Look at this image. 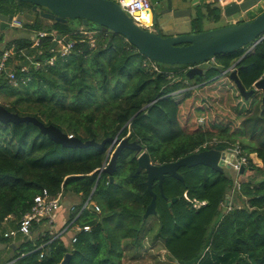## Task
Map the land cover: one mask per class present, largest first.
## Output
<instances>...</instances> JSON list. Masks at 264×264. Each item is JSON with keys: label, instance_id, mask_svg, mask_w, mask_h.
<instances>
[{"label": "trees", "instance_id": "obj_1", "mask_svg": "<svg viewBox=\"0 0 264 264\" xmlns=\"http://www.w3.org/2000/svg\"><path fill=\"white\" fill-rule=\"evenodd\" d=\"M203 4L209 17L220 18V5L211 1ZM30 6L28 1L0 0V12L6 14H17ZM40 19L32 24L47 31L40 39L43 52L39 56L53 54L49 50L53 33L78 29L70 18L44 24ZM201 21L200 14L191 19L192 31L202 30ZM94 25L98 29L94 45L87 35L79 34L68 54H58L52 65L31 67L28 74H22L24 82L19 79L18 85H13L0 77V91L8 100L0 105L65 127L67 134L82 140L105 139L102 146H67L51 139L32 121L0 120V242L13 251L8 258H0V264H61L67 252V264H122L124 242L141 245L140 237L150 229L145 228L143 213L151 194L146 172L137 171L138 151L134 146L139 144L153 162L162 163L204 149L207 145L202 144L212 139L224 146L238 142L248 157L243 172L248 167L258 168L261 177L249 176L235 184L225 169L203 163L180 166L183 180L170 174L163 179L167 198L160 193L157 181L152 185L157 193L153 216L159 219L153 237L180 264H264L262 91L255 89L245 98L228 72L217 75L218 70L210 68L204 75L194 76L197 86L186 88L175 98L173 92L189 84L181 70L183 64L158 62L162 68L156 71L148 64L149 58L122 34L103 30L92 21L84 30H95ZM11 43L27 46L28 52L36 50L29 47L31 39L26 36L14 37L7 45ZM243 53L240 47L217 54L215 59L224 68L239 59L238 76L246 88H251L264 74V36L253 51ZM222 79L229 80L239 96V102L230 107L224 95L216 94L225 85ZM245 101L248 106L243 111L235 108L240 103L243 108ZM199 110L204 112L202 124L195 116ZM235 134L242 135L239 141L232 136ZM113 137L126 141L119 146L111 142ZM108 147L117 150L110 171L106 170L108 163L100 169L108 157ZM44 187L51 194L61 191L66 196H78L76 209L90 196L99 210L85 208L75 219L89 229L69 228L50 239L49 229L33 223L31 235L4 236V229L17 226L33 196ZM226 193L231 195V203L223 210ZM172 197L177 199L168 205ZM76 209L69 211L66 222ZM72 233L75 241L70 240Z\"/></svg>", "mask_w": 264, "mask_h": 264}, {"label": "water", "instance_id": "obj_2", "mask_svg": "<svg viewBox=\"0 0 264 264\" xmlns=\"http://www.w3.org/2000/svg\"><path fill=\"white\" fill-rule=\"evenodd\" d=\"M31 3L29 9L16 14V19L24 24H34L38 18H48L51 20L66 21L68 18H80L83 24L90 21L101 26L103 30L110 29L122 34L130 43L135 45L147 58L166 63V64H191L186 71V77L193 78L195 75H204L208 69L216 68L218 74L227 72L228 68L212 63L209 58L223 52H229L246 45L249 42L257 43L264 36V10L258 12L254 17L230 22L213 28H205L200 31H187L178 33H164L160 29L144 28L134 22L132 16L123 9L115 0H22ZM261 0H231L224 2L219 0L217 3L221 7L220 17L231 16L236 12H244ZM171 12L170 22L178 24L182 16L190 15L191 7H172L167 8ZM139 14V11H135ZM12 13L0 12V29L5 30L11 24ZM160 15L152 13V18L156 20ZM160 20H164L161 18ZM60 34H56L58 38ZM53 39L50 48H53L57 39ZM245 54V53H243ZM237 59L234 64L238 62ZM234 80L241 94L248 98L255 89L262 91L264 101V74L256 79L251 88H246L240 80L237 68L228 72ZM216 75V76H217ZM0 120L2 121H32L46 133L51 139L61 142L67 146H102L105 139L98 142L93 138L82 140L79 137L69 136L55 124H46L34 115L19 114L0 105ZM126 141L123 138L119 144ZM118 144V145H119ZM120 146V145H119ZM142 149L139 144L134 146ZM223 144L204 148L185 154L175 160L162 163L153 162L146 150H142L137 156V171L146 172V184L151 194L150 202L147 204L143 216L156 213L157 193L152 185L157 181L160 193L167 198L163 191V179L166 174L173 175L183 180L178 168L183 165L192 166L198 163L209 165L215 169H223L229 166L227 160L233 158V154L225 150ZM117 150L112 153L106 170L110 171L115 164ZM244 171V166L240 172ZM230 194L226 193L223 210L227 209L231 203ZM177 197L167 200V204L175 201ZM70 253L67 252L61 264H67Z\"/></svg>", "mask_w": 264, "mask_h": 264}, {"label": "built area", "instance_id": "obj_3", "mask_svg": "<svg viewBox=\"0 0 264 264\" xmlns=\"http://www.w3.org/2000/svg\"><path fill=\"white\" fill-rule=\"evenodd\" d=\"M115 1H117L120 4V6L132 16L135 23H137L138 25L144 28H149V29L154 28L152 27V15L150 21L148 22L143 19H140L138 17L139 14L135 13L136 10H138L139 13H141L144 9L146 10L151 9L152 7L151 0H115ZM10 24L13 26H23L24 23L16 19V14H13ZM85 32H86L85 30L78 28L76 31H73V33L60 34L58 38H56V34L59 33H53L51 42L55 38L57 39V42L53 48H50L49 46V50L53 51V54L49 56H39L43 52V49L40 47L41 45L40 39L41 37L47 34L46 30H36V35L33 38H30L31 43L29 44V47L36 49L32 52L27 51V46H17L15 43H11L10 45L5 44L3 47L0 48V77H5L9 81V83L13 85H18L19 79L20 81L24 82L26 80V78H24V75L29 73L31 67L37 69L44 65L52 64L55 58L58 56V54L61 57L68 54L71 51L75 41L78 39L77 37L79 36V34H83V35L87 34V36L89 37L90 44L94 45L96 43L95 34L91 33V35H89L88 33ZM255 44L256 43L253 44V42H251L249 46L247 45L244 48V53L253 51ZM209 60L212 63L217 64L215 56H211ZM186 66L187 67L184 68L185 70L191 67V64H186ZM235 67L236 64L232 63L229 67H227L228 68L227 72H229ZM153 69L156 70L155 67H153ZM191 87H195V86L183 87L174 91L173 93H175L176 95H178V97H180L182 92L186 88H191ZM197 119L200 124H202L204 121L203 115L199 116ZM68 135L73 136L71 133H69ZM207 143L208 141H205L202 145L205 146L207 145ZM224 148L227 152L233 154V158L231 160H227L229 162V166L233 168L236 172H240V168L242 166H244L245 169L246 165L248 164V157L245 153L242 152V149L240 148L238 142L230 143L228 144V146H225ZM110 150H112L111 147L108 150L109 154L111 153ZM109 154L108 157L103 162L102 166L100 167L101 170L105 168V166L107 165L109 161ZM235 183L239 184L238 181H235ZM61 205H62L61 191L58 192L57 194H51L47 188L45 187L42 188L40 192L36 193L33 196V201L30 205L29 210L26 211L19 218L17 222V226L5 230L3 232L4 236L14 237L18 233L24 235H31L32 233L31 226L33 223L43 222V224L48 225L50 228H52V225L55 223V215L60 210ZM90 207H93L95 210H99V206L91 199L90 196H88L82 202L81 206L77 209L75 204L73 203L70 204L68 210L73 211L76 209V213L68 220V222H66L67 221L66 218L65 223L59 229H55L54 231L53 229L52 230L49 229V232L52 233V237L50 239L61 236L66 231H68L69 228L73 230L75 229V231L81 228L85 230L89 229V225L85 224L81 226L75 223V219L83 209ZM75 239H76L75 233H72V235L70 236V240L75 241ZM45 243L47 242L41 243L38 247H42Z\"/></svg>", "mask_w": 264, "mask_h": 264}, {"label": "rangeland", "instance_id": "obj_4", "mask_svg": "<svg viewBox=\"0 0 264 264\" xmlns=\"http://www.w3.org/2000/svg\"><path fill=\"white\" fill-rule=\"evenodd\" d=\"M171 1H173L174 3H176L177 5H183L182 7H191V13L190 15L187 16H182L179 19V23L180 24H176L181 25V29L183 30L186 28V30L188 31H192L193 27L191 25V19L196 16L197 14H200L201 16V27L202 29L205 28H213L216 26H220V25H224L230 22H237L240 20H244V19H248V18H252L254 17L258 12L264 10V0H261L259 2H257L253 8L248 9L247 11L244 12H236L231 16H221L219 19H215L213 18V16H208L205 8H202L201 5H204V2L207 1H211L213 3H218L219 0H151V3L154 7H160L162 5H169L171 3ZM224 2H230L231 0H223ZM173 3V4H174ZM196 5H199L196 7ZM41 23H50L52 20L48 19V18H41L40 19ZM73 23L76 24V26L78 28H81L84 30L85 26L87 24H79V20L78 19H73ZM44 26V25H43ZM46 26V25H45ZM95 30H85V33H88L89 35H91V33H94L96 35V33L98 32L97 26L94 25ZM36 30L37 28L35 26H32V24L30 25H26L23 24V26H13L10 25L7 28H5L4 32H3V37L2 40H4L5 37H19V36H26L29 38H33L36 35ZM184 32V31H182ZM187 32V31H185ZM87 35V34H86ZM91 39V38H90ZM251 42L247 43L246 45L242 46L243 48H245L247 45L249 46ZM56 60V59H55ZM54 60V62H55ZM53 62V63H54ZM148 64L150 65V67H155L156 71H159L162 68V65L158 63V61H154L151 59L147 60ZM52 63V64H53ZM49 64V65H52ZM183 68L181 70L185 71V77H186V71L184 68H186L187 66H185L186 64H183ZM47 66V65H44ZM197 76V75H196ZM187 82H189L188 86H197L195 85L196 82L193 78H189V79H185ZM225 80V85L224 87H219L220 91L217 90L216 94L217 95H224L225 97V103L227 104V107L231 106V103H238L239 102V96L236 95L235 89H233V87H231L230 85V81L227 79H222ZM173 95L177 98L178 95H176L175 93H173ZM8 100H6V95L1 94L0 95V103L2 104V102H6ZM241 103L239 104V107L237 108L235 106L236 109L243 111L244 108H246V106H248V103L245 101L243 103V108H240ZM204 112L199 110L195 112V116L196 118L203 115ZM240 114H242L240 112ZM241 116V115H240ZM240 116H238V114L236 115L235 118L239 119ZM64 132L67 130L65 127L62 129ZM236 140L235 141H239L242 137V135L240 134H235L232 135ZM123 138H120L119 140H116V137H113L111 139V142H116V144H118ZM216 139H212V140H208L207 143V147H213L216 144ZM220 143V142H219ZM110 147H108L109 150ZM113 150H115V148H113L111 151V156L113 153ZM143 150V149H142ZM141 149H138V153H141L142 151ZM108 152V151H107ZM251 156L254 157V159L256 160L257 157L255 154H251ZM258 161L257 164H261L260 160H256ZM223 169H225L228 173L231 174L232 177H234V181H240V180H246L249 179V176L254 178V179H258L261 177V171L258 168H253L250 169V167L246 168L245 172H236L233 168H231L230 166H223ZM262 177H264V174L262 172ZM236 184V183H235ZM235 187V185H234ZM68 201L63 199L62 203L63 206L66 207L68 209ZM147 218V219H146ZM143 219H146V226L145 228H150V229H146L145 230V235L141 236V245L139 244H135V243H131L130 240H126L124 242L125 245V250H124V257L122 260V264H180L178 263L176 260L172 259L171 256L168 255L167 251L165 250V248L163 247V243L160 240H157L153 237V233L159 223V219L155 216H153V213L148 214L146 217L143 216ZM152 225V227L150 226ZM39 226H43L46 229H48V227L42 223H39ZM150 226V227H149ZM151 230V231H150Z\"/></svg>", "mask_w": 264, "mask_h": 264}, {"label": "crops", "instance_id": "obj_5", "mask_svg": "<svg viewBox=\"0 0 264 264\" xmlns=\"http://www.w3.org/2000/svg\"><path fill=\"white\" fill-rule=\"evenodd\" d=\"M173 3H174L173 1H171V3H170V5L173 8L174 7H182L183 6L182 4L181 5H179V4L177 5L176 3H174V4ZM162 22H164V20H162ZM178 24H180V23L178 22ZM163 28H164V31L167 32V33H178V32H182V31H188V30H186V28L183 29V30H180L182 28L181 25H178V26L177 25H173L170 22L168 24L166 23L165 25H163ZM3 32H4V30L3 29H0V48L3 47L5 44H7L9 40H11L12 38H14V37H8V38L5 37L4 40H2V37L4 35ZM1 94H3V93L0 91V95ZM63 199H65V200L68 201L67 202L68 203V209H69L70 204H72V203L73 204H76L79 201V197L78 196H75V195L74 196H68V195L66 196V195H63L62 194V200ZM68 209H67V206L64 207L63 206V203H62L60 210L55 215V223L52 225V228H50L48 225H46L48 227V229H50V230L53 229V231L55 229H57L61 225V223L64 220H66V218L68 217V213H69V210ZM9 228H11V227L10 226L9 227H6L4 229V231L5 230H8ZM41 228L42 229H45V227H43V226H41ZM12 247H14V244H12ZM7 248H8V246H6L4 244V242H0V258L6 259V258H8L12 254L13 251L12 250H9Z\"/></svg>", "mask_w": 264, "mask_h": 264}, {"label": "flooded vegetation", "instance_id": "obj_6", "mask_svg": "<svg viewBox=\"0 0 264 264\" xmlns=\"http://www.w3.org/2000/svg\"><path fill=\"white\" fill-rule=\"evenodd\" d=\"M167 8H171V5H162L160 7H154L152 5L151 7V15L153 12H157L158 15H160L158 18H156V20H154L152 18V27H154L153 29H160L163 33H164V28L163 25H165L166 23L168 24L170 22V15L171 12L169 10H167ZM161 18H164L165 21L162 22V20H160ZM171 23V22H170Z\"/></svg>", "mask_w": 264, "mask_h": 264}, {"label": "bare ground", "instance_id": "obj_7", "mask_svg": "<svg viewBox=\"0 0 264 264\" xmlns=\"http://www.w3.org/2000/svg\"><path fill=\"white\" fill-rule=\"evenodd\" d=\"M140 19H143L145 21H150L151 18V10L150 9H144L141 13H139L138 16Z\"/></svg>", "mask_w": 264, "mask_h": 264}, {"label": "clouds", "instance_id": "obj_8", "mask_svg": "<svg viewBox=\"0 0 264 264\" xmlns=\"http://www.w3.org/2000/svg\"><path fill=\"white\" fill-rule=\"evenodd\" d=\"M187 78V77H186ZM188 79V78H187Z\"/></svg>", "mask_w": 264, "mask_h": 264}]
</instances>
